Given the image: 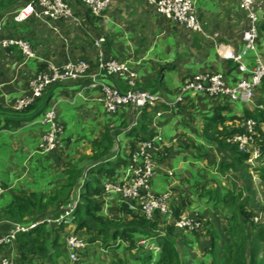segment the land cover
Masks as SVG:
<instances>
[{
	"label": "crops",
	"instance_id": "0c3cea01",
	"mask_svg": "<svg viewBox=\"0 0 264 264\" xmlns=\"http://www.w3.org/2000/svg\"><path fill=\"white\" fill-rule=\"evenodd\" d=\"M71 3L74 14L78 18L77 22L69 21L73 26L65 19L46 23L35 18L37 21H34V26L32 24L29 25L28 22L22 21L25 27L23 30L20 28V32L22 31L26 35L25 37L30 39L32 46L35 47L31 57L23 55L18 46L12 45L13 47L10 48H8L9 46H1V40L5 38L3 37L4 35H2L3 38H0V46L4 48V51L1 48L0 51H3H1V53L7 57H12V55L17 52V57L12 59L8 58L6 63H0L1 105L10 107L15 99L31 95L29 80L43 64L50 62L61 65L67 61L70 55L81 56L86 58L89 62L96 63L97 50L93 45V39L99 36L105 37L107 33H109V37L111 35L114 38L111 39L110 37L107 44L102 45L104 57L124 60L127 61L129 65H136L138 69V71H135L136 83L144 88L148 87L146 82L156 76L151 73L155 71L158 75L160 74L159 78H161V76L164 77V69L173 68L174 66H178L180 69L179 77L181 82L187 75L191 76L204 69L221 71L229 84L233 83L237 78L248 77L250 75L248 71L243 72L237 67L231 68L230 65L223 64L222 61L228 59L221 57L214 45L215 41L226 42L227 34H231L229 26L223 30V33L219 31L221 34L216 30L209 33L203 28V33H199L200 36H198V39L200 41L202 39L203 43L206 45V51H204L200 48V44H198L199 41L192 37L193 31L186 30V28L156 13L151 0H112L109 6L111 7L112 5V7L108 8L104 17H97L96 20H93L94 22H88L85 19V9L79 4L78 0H71ZM234 3L239 7L238 0L234 1ZM196 6L199 8V11L202 12L200 17L201 20L205 17L204 9L209 13L220 14V12L216 11L214 1L212 0H196ZM96 24L100 26L103 25V32L105 35L99 33L100 29L96 27ZM106 26H113L114 29L110 28L111 32H108V27ZM206 27L209 28V24ZM214 28L218 29L215 25ZM95 30H99L98 33ZM114 32H117V35H113ZM165 32L167 35L162 36ZM48 37L50 39L49 42ZM50 43L53 45H50ZM228 44L230 43L228 42ZM36 45H41L43 47L42 54H40L39 51L36 52ZM238 45H240V47L242 45L241 35ZM232 46L237 50L240 49L239 46ZM180 47H182L181 50L184 52L182 53L183 56H186L184 63H181L182 66L174 62L168 63L169 61H173V58H179L178 50ZM56 54L57 57H54ZM252 58L254 60L253 54ZM252 58L246 60L248 65L251 64ZM263 59L262 61H264ZM156 63L160 65L157 70L154 65ZM92 69L94 70V68ZM104 80L120 89L124 88L125 80L123 77L113 76L108 79L105 78ZM80 82L81 79H79V82H74L72 85L56 87L51 94L52 98L55 97L52 101L51 108L53 116L62 124L65 123L66 131H68L66 137L72 138V141L68 143L71 148L70 150L66 148L65 152L72 154L77 149V146H80V142H78L76 137V135H78L76 132L78 127L73 125V123L71 124L73 121H69L67 118V113L70 111L72 116H69L70 120H72L73 116H76L82 126L89 124L88 128H82L84 130L83 134H87L86 138L94 137L91 139V143L97 138L95 133H98L100 130L104 132V130L108 129V132L114 137L112 153L120 152L122 148L119 142L123 140L125 145L122 147L124 148L127 146V149L124 151L125 155L128 151V143L131 138L125 132L129 122L132 120V111L130 107L115 112L112 117H107L106 114H104L106 111L102 102L97 100L100 95L99 90L92 88L79 92ZM181 87L176 86L173 91L165 89L163 94L159 93L168 104H157L152 108H148L147 111L151 114V121L154 120L160 127L159 139L155 142L153 150L156 168L152 183H154V187L158 186V180L155 178L157 172L166 176L168 187L166 191L170 192V204H178L182 198L186 196L185 210L188 211L194 207L192 205L191 196H201L199 194L200 191H196L193 184L202 182L204 178H207L208 168L202 165V163H205V160L208 158L213 159V157L216 161L230 158L228 149H217L214 143L207 142L206 138L202 135L203 116L211 113L214 107L219 105L223 106L226 103L229 104L231 110L222 111L223 114H241L245 110L252 111L256 104L264 103V91L260 96L255 94V102L248 104L247 101L242 99L235 101L226 99V101L223 97H214L211 99L209 96L198 92H180L179 89ZM99 105H101V109ZM80 108H86V114L80 113ZM159 109H163L161 115L155 116L154 113ZM109 121L113 123V127H111L112 125H107ZM37 122L39 124H35L36 122H33V120L26 121L16 129L10 128L0 130V133L4 132L12 136L11 149H13V152L19 149L23 155L22 160L27 165L23 167L21 172L15 169L11 170L10 175L12 174L14 176L12 181L9 179L8 183L4 181L3 183L0 179L5 187V191L7 190L10 193L9 197L4 199L5 201L3 204H6L10 200L12 193H15L20 188L31 189L33 185L31 183L35 182L36 177H48V174H50V167L53 169L56 166H61L60 163L57 164L52 162L53 160H70V158H67V155H59L57 158L53 156L52 158V153L42 152V149L38 148L41 144L42 135L48 129L49 123L44 121L43 118H41V121ZM149 126V129L153 131L152 125L149 124ZM115 130L118 132L114 133ZM86 143L83 144V146H85V151L80 152L86 154V156H88L87 158H91L92 153H94V147H91V143L89 145ZM191 143L199 145L204 149H202L203 153L201 154L207 153L202 156L199 155L197 149L189 146ZM14 145H16L15 148H13ZM219 155L222 157H219ZM35 156L37 157L34 158ZM75 161H77L76 158ZM58 167L55 168L56 171ZM127 173L126 165L118 166L115 168L112 180L117 182L123 181L127 178ZM250 174L254 191L259 193L256 195L258 200L264 199V186L258 178V172L253 169L250 171ZM64 176L67 178L68 173L66 172ZM104 179L105 177L103 180ZM53 181L54 180L48 181V188L41 190L42 193L48 192L52 183L55 182ZM105 181H107V179L103 182ZM215 182L224 183L225 187L231 186L232 184L231 180H227L225 183L219 178V175H215ZM212 184L215 183L208 181L205 186L207 187ZM237 185H239L238 181ZM77 189L78 187H76V190ZM172 193L173 195L175 194V196H172ZM113 194L115 193H104V211H106L105 207H108L111 203V198L113 201H119L118 195ZM171 196L173 200H171ZM2 206L3 205H0V208ZM110 208L113 209V207H109V210ZM203 209V212L195 210V214L208 213L207 215H209L208 208L203 207ZM167 220L172 221V218H167ZM1 222L0 232H6L11 222L7 220H2ZM5 252L9 253V248L8 250L5 249ZM11 252L12 261L14 264H19L17 250L14 244L11 246ZM57 261V264H64L61 257H59Z\"/></svg>",
	"mask_w": 264,
	"mask_h": 264
},
{
	"label": "trees",
	"instance_id": "16d2710c",
	"mask_svg": "<svg viewBox=\"0 0 264 264\" xmlns=\"http://www.w3.org/2000/svg\"><path fill=\"white\" fill-rule=\"evenodd\" d=\"M70 4L72 5L71 2ZM198 13L199 17H201L202 12L199 11ZM85 19L88 22H92L97 17L91 15L85 9ZM34 21H37L35 17H31L25 22L34 26ZM192 34V37L196 39L200 36L196 32ZM3 37L15 38L13 37V33L10 32H7V35ZM24 39L28 40L29 38L24 37ZM10 47L13 46L11 45L8 48ZM231 62L233 63L232 66L230 65L231 68L237 67L235 62L232 60ZM44 66L45 64L40 68ZM56 87H59V85ZM56 87L49 89L23 109H15L12 106L6 107L0 104V130L16 129L24 122L35 117L40 107L49 101L52 91ZM210 98L213 99V97ZM230 110L229 104L226 103L223 106L214 107L211 113L204 115L202 135L206 138L207 142L214 143L217 149H228L230 153L229 159L217 161V169L221 172H232L235 176L241 171L242 176H244V182L237 185L233 180L231 186L227 187L229 189L226 190H214L211 187L212 185L206 187L205 185L209 181L207 178H204L202 182L194 183V189L198 192L200 191L199 194L210 201V206H217L219 202H224L231 209H229V214H227L228 224L222 226L219 230L213 226V219L210 215L205 218L204 215L199 214L197 216L203 221L202 226L199 229L188 232L193 238H196L198 241L201 239L203 242L201 252L208 259L207 262L203 260L201 264H264V225L254 222L252 218L255 210L264 209L262 205L264 199L262 201L253 197V193L256 192L254 191L250 176V171L254 169L258 172V178L264 186V103H258L255 105L254 110H245L241 114H223L222 112ZM11 116H16L18 120H10ZM249 118L256 122L253 143L259 147V157L254 161V165L248 163L250 151L240 148L238 142L232 140L234 135L248 133L244 122ZM150 122L151 114L144 108L139 115L137 123L125 131L131 137L128 143L129 152L126 153L124 158L114 159L112 165L102 170L103 172L99 171V165L102 160L106 159L104 158L105 156L112 153L114 141L112 142L108 129L103 132L105 135L100 141L95 139L97 141L93 143L95 149L91 159L93 162L98 161L99 164L96 167L92 164L89 168V173L94 177L92 179L88 176L82 177V168H70L66 171L68 173L67 180H70V183L74 186V195L76 187H79L78 185L82 181L79 192L80 200H78L73 210L71 226L66 223L58 226L51 224L49 226L47 221L44 220L31 229L16 233L14 246L17 250L19 264L57 263V259L65 252L62 245L58 247V245L64 244L60 233L66 234L65 228L67 226L72 227L73 231L77 234H79L78 232H84V234L90 237V243H96L95 241L99 240L105 246L104 250L113 255L111 260L107 262L101 261V264H181L180 253L175 245L177 238L173 235L176 230L173 221L167 220L160 213H156L152 219L146 218L139 211L123 205L120 201L117 202L113 209L110 208V213L106 214L103 208L105 193L103 181L105 179L112 180L115 168L127 164L128 155L130 156L133 153L139 140L151 137L153 131L149 129ZM189 146L197 149L198 154L201 156L207 153L201 154L204 149L199 145L191 143ZM114 156L115 154L111 158ZM104 177L105 179L103 180ZM243 190H246L247 194L245 196H242ZM44 196L45 194L42 192L20 188L15 193H12L10 200L0 208V221L30 223L45 218V210L50 203L55 201L56 196L49 195L47 199ZM64 198V201H67L70 197L67 194ZM185 199H187L186 196L182 198L180 203L170 204L172 220L178 218L185 211ZM60 203L59 201V203L55 204L56 209H54L52 216H56L61 211ZM220 214L222 213L218 214L215 211L212 213L214 217H219ZM153 230L164 232V236L160 242L161 250L158 258L154 257L152 250L135 253V234H147ZM177 230L182 231L177 232L179 234L178 238L181 239L183 232H186V230ZM248 235L252 237L247 239ZM203 236L205 239L201 238ZM221 237L223 240H221ZM121 245L124 250L134 251L132 258L122 259L119 257L117 249L121 248ZM85 254L86 252L83 255Z\"/></svg>",
	"mask_w": 264,
	"mask_h": 264
},
{
	"label": "built area",
	"instance_id": "2783aa9c",
	"mask_svg": "<svg viewBox=\"0 0 264 264\" xmlns=\"http://www.w3.org/2000/svg\"><path fill=\"white\" fill-rule=\"evenodd\" d=\"M70 2L71 0H30L17 11L16 20L24 21L35 17L46 23L59 19L77 21L78 18L75 16ZM79 2L91 15L104 17L111 0H79ZM151 2L155 11L166 19L190 31L203 33L202 21L195 0H151ZM238 3L245 16V26L241 31L242 45L240 49L237 50L231 44L222 41H215L214 45L221 57L232 60L237 64L240 71H248L250 75L237 78L229 84L221 71L204 69L184 79L182 87L179 89L180 92H198L213 98L223 97L230 101L242 99L249 102L252 99L253 91L264 80V62L260 60L257 54L258 12L263 0H238ZM104 43L103 37L93 39V45L97 50L95 65L84 58L69 59L61 65L46 63L29 80L31 95L15 99L11 106L15 109H23L36 98L41 97L52 85L66 79L77 78L81 79L79 92L92 88L99 90L100 95L97 100L102 102L107 113L130 107L132 120L126 130L137 123L144 108H152L157 104H168L158 92L135 86L136 73L127 61L104 57L102 50ZM1 45L3 47L17 45L26 57H31L33 54L27 40L4 38L1 40ZM250 51L253 52L254 60L252 59L253 62L248 65L245 57ZM113 76L124 78L125 90H121L104 80ZM162 110H157L154 113L155 116H160ZM43 120L47 121L49 125L42 136L40 148L44 151L53 150L60 145L62 126L54 118L52 109L44 113ZM244 124L248 133L234 135L232 140L237 141L240 148L250 151L248 163L254 165V161L259 157V147L253 143L256 122L249 118ZM150 125L153 127L151 137L139 140L133 153L128 155L127 178L120 182L107 180L103 187L105 193L114 192L118 195L120 202H126L127 206L139 211L146 218L152 219L156 213H160L169 219L171 218L170 192L156 193L151 189L156 168L153 150L155 142L159 139L160 127L154 120L150 122ZM4 189L5 187L0 181V195ZM77 202V200L68 202V205L63 206L56 216L51 215L30 223L11 222L6 232H0V248L11 247L14 244L16 233L31 229L44 220L56 226L62 223L71 226L73 210ZM262 205L264 206V201ZM252 218L254 222L264 225V209L257 210ZM172 221L177 228L187 231L199 229L203 222L197 215L192 216L186 211ZM1 223L0 221V225ZM64 241L69 250V264H75L78 261L80 249L85 246V241L73 231L72 227H69L68 232L66 231ZM0 264H14L8 256V252L0 251Z\"/></svg>",
	"mask_w": 264,
	"mask_h": 264
},
{
	"label": "rangeland",
	"instance_id": "374dc122",
	"mask_svg": "<svg viewBox=\"0 0 264 264\" xmlns=\"http://www.w3.org/2000/svg\"><path fill=\"white\" fill-rule=\"evenodd\" d=\"M29 1L30 0H0V38H3L2 35L6 36L7 32H10V33H13V37H15V38L27 40V39H24V37L26 35L22 31L20 32V30H21L20 28H22V30H23V28L25 27L23 24L24 22L16 20V13L20 8L25 6ZM212 1H214V4H215L214 7H215L216 11L220 12V14L209 13L208 11H206L204 9L203 11H204L205 17L203 16L204 18L201 20L203 28H205L206 31L209 33L213 30H216L219 34H221L219 31H221L223 33V30L229 26L231 34L230 35L227 34V36H226L227 40L224 43L228 44V42H229L230 44L234 45L235 47H238V46L240 47V45H238V44L240 43V35L242 33L241 30L245 26L244 12L241 9H239L238 5L237 6L235 5L234 1H236V0H212ZM195 2H196V0H195ZM207 6H209V5H207ZM111 7H112V5H111ZM111 7H109V8H111ZM197 10L199 11V8ZM238 10H240V11H238ZM65 20L71 26H73V25L69 21L77 22V21H74L71 19H65ZM24 21H26V20H24ZM208 24H209V28L206 27V26H208ZM213 24L216 27H218V29H215ZM96 25H97L96 27L100 29V31L98 30L99 33L104 34L103 25H101V26L99 24H96ZM106 27H108V32H111V29H114L113 26H112L113 28L111 26H106ZM258 29H259V34H258V40H257V47H258L257 54H258L260 60H262L264 58V0H263V4L261 5L260 10L258 12ZM186 30H188V29H186ZM95 31L98 33L97 30H95ZM113 35H117V32H114ZM166 35H167L166 32L162 34V36H166ZM99 37H103V36H99ZM110 37H111V39L114 38L111 35H110ZM110 37H109V33H107L105 35V37H103L105 39L104 44H107ZM27 41L29 42L30 47H31V51L33 53V50L35 49V47L32 46V42L30 41V39ZM49 41H50V39L48 37V42ZM197 41H199L198 44H200V48L203 49L204 51H206L205 50L206 45L203 43L202 39H201V41L199 39H197ZM178 43H179V40H178ZM50 45H53V44L50 43ZM1 46H0V49L2 48ZM36 47H37L36 52L39 51V53L42 54L43 53V49H42L43 47L41 45H39V46L36 45ZM181 48L182 47H180L178 50L179 58H175V59L173 58V61H169L168 63L174 62L177 65H179V64L181 65V63H184V60H186V56H183L182 53H184V52L181 50ZM3 49L4 48H2V50ZM1 51H0V63H6L8 61V58L12 59V58L17 57V52L14 53V55H12V57H9V56L7 57L3 53H1ZM252 54H253V52L250 51L247 54V56L245 57V59L247 60L248 58H252ZM161 56H162V54H161ZM54 57H57V54L54 55ZM75 58H84V57L77 56V55H70V56H68L67 60L75 59ZM84 59H86V58H84ZM222 62L225 65H231V66L233 65L231 60H229V61L223 60ZM91 63H93V62H91ZM93 64L95 65L96 63H93ZM154 65H155L156 70H157L158 66H160L157 63ZM130 66H131V68H133L132 70L134 72L138 71L136 65L131 64ZM164 71H165L164 77L161 76V78H159L160 74L158 75L157 73H155V71L153 73H151V74L156 75V76L153 77V79L151 78L150 80H148L146 82L147 86H148L147 89L152 90V91H156L160 94H163L165 92V89H169V90L173 91V89L176 86L181 87L183 80L189 77L187 75L185 78L182 79V82H181V79L179 77L180 69L178 66H174L173 68H166V69H164ZM200 71H202V70H200ZM74 82L75 83L79 82V78H77V79H66V80L60 81L59 83L52 85L50 88H48V90L53 88V87H56L57 85H59V87H65L68 85H72ZM135 86L142 88L136 82H135ZM125 89H126V85L124 84V88L121 90H125ZM85 90H87V89H85ZM263 91H264V86H263V81H262L261 84L255 89V91H253L252 99L248 102V104L254 103L255 99H256L255 94H257V96H260L263 93ZM53 99H55V97H53V98L50 97L49 101L46 104H44L42 107H40L38 114L35 117L31 118L29 121L33 120V122H36L35 124H39L37 121H41V118L44 117V113L47 110L52 108ZM99 108L101 109V105H99ZM122 109H119L118 111H121ZM79 111L82 114L83 113L86 114V108H80ZM118 111H116V112H118ZM114 113L115 112L109 114L106 112L104 114H106L107 117H109V116L112 117V115ZM67 114H68L67 115L68 120L73 121V122H71V124L73 123V125L78 127V130L76 131L78 133V135H76V137H77L78 142H80L79 143L80 146L78 145L77 149L72 154L65 152L66 148H68L70 150L71 146L68 143H70L72 141V138L66 137V135L68 134V131H66V128H65L66 125H65V123L62 124L60 122L61 126H62L61 131H60V135H61L60 136V145H58L53 150H49V151L42 150V152L52 153V155H51L52 158H53V156L57 158V157H59V155L60 156L67 155V158H70V160H68V161L61 160V159L60 160L55 159V161L53 160L52 162L57 163V164L60 163V165H61L60 167L56 166V167H58L57 171L55 170L56 167L55 168L52 167L53 169H51V167H50L49 168L50 174H48L49 175L48 177H36L35 182L31 183V184H33L31 186L32 187L31 189L38 191V192H42L41 190H45L48 188V181H52V180L55 181V182L53 181L54 183H52L51 188L48 190V192L44 193L45 194L44 198H46V199L49 195L50 196H52V195L56 196L55 201H53V203H50L49 206L47 207V209L45 210L46 217H50L51 215H53V213H54L53 211H54V209H56L55 204L59 203V201L61 202L60 207L62 208L68 202H74L76 200L77 201L80 200L79 192H80V188L82 185V181L80 182V186L78 187V189L75 190V195H74V186L72 185V183H70V180H66L67 178L64 176L66 171L70 168L71 169L82 168V171H83L82 177L88 176L89 178L92 179L94 176L91 173H89V168L91 167L92 164L95 167L98 166V164H99L98 161L93 162L91 158H87L88 156H86V154L81 153V152L85 151L84 150L85 146H83V144L88 142L86 144L89 145L91 143V139L94 138V137L86 138L87 134H83L84 133L83 128L84 129L88 128L89 124L82 126L80 124L81 122L78 121L76 116H73L72 120L69 119V116H71L70 111ZM9 119L12 121L18 120V118H16V116H11ZM112 124L113 123L111 121H109L107 123V125H110V126ZM111 127H113V125ZM118 130H120V129H118ZM102 131L100 130L98 133H95V135L98 138V139L97 138L96 139L99 141L105 135ZM117 132L118 131L115 130V133H117ZM79 135H80V137H79ZM110 135L112 137V142H113L114 137L112 134H110ZM122 135H123V133H122ZM11 138H12V136L9 134L7 135L4 132L0 133V179L2 180V182L4 181L5 183H8L9 179H10V181L13 180L14 176L12 174L10 175V172L12 169H15L16 171L21 172L23 167L27 166L25 164V162L22 160L23 159L22 152L19 149L16 150V152H13V149H11ZM97 140L94 139L92 141L91 147H94L93 143H94V141H97ZM119 141H120V139H119ZM119 145L122 148L120 150V152L110 153L109 155L105 156L104 158H106V159L102 160L101 164L99 165V171H102V170H105L106 168H109L112 165V162L114 159L124 158V156L126 155V154L124 155V151L127 149V146H125L124 148L122 147L125 145L123 140L119 142ZM15 147H16V145L13 146V148H15ZM38 148H40V145L38 146ZM129 149L130 148H128L127 153L129 152ZM113 154H115V156L111 158V156ZM36 157L37 156H35L34 158H36ZM219 157H222V156L219 155ZM61 158H63V157H61ZM75 158L77 159V161H75ZM208 159H206L205 160L206 162L202 163V165H205L208 168L206 176H207V179L211 183H215V184H212V186H211V187H213L214 190L229 189V188L224 186V183L221 184V182L220 183L215 182V175H217V176L219 175V178H221L225 183L227 182V180H231V182H232L233 179H234V181L236 180V182H235L236 184H237V181L239 184L244 182L243 181L244 176H242L241 171L239 172V174L237 173L236 176L233 175L232 172H230V173L227 172L228 174L226 172H221L217 169L218 164H217V161L215 160V158L209 159V160ZM95 167H92V168H95ZM203 170H205V169H203ZM6 171H8V172H6ZM156 175L157 176H155V178L158 180V183H157L158 186L154 187V183H151L152 184L151 189H153L156 192L163 193L168 188L167 183H166V176H164L160 172H157ZM9 194L10 193L7 190L5 191V189H4L3 193L0 195V205H4L3 204V202L5 201L4 199H6V197H9ZM67 194L70 198L67 199V201H64L65 200L64 196ZM246 194H247L246 190H243L242 196H245ZM257 194H259V193H256V194L253 193V197L255 199H258L256 196ZM113 195H115V194H113ZM172 196H175V194L173 195V193H172ZM172 196H171V200H173ZM191 198H192V203H193L192 205L194 207L192 209L189 208L190 210H188V211L185 210L186 213H188L192 216H195L196 215L195 210H198L199 212H203L204 211L203 207H207L208 208L207 210H209V215L213 219V226L216 229L219 230V228H222V226H225L228 224L227 214H229V211H230L229 209H231V208L229 206H227L226 203L219 202L217 206H210L209 205L210 201H208V199L206 197L194 195L193 197L191 196ZM119 201H120V199H119ZM262 201H263V199H262ZM116 202H118V200L113 201L111 198V203L110 204L108 203L109 206L105 207L106 214L110 213L109 207H114L117 204ZM214 211L217 212L218 214L219 213H222V214H220L219 217H216V216L214 217V215H212V213ZM256 211L257 210H255V212ZM207 214L208 213L201 214V215H204V217L207 218L208 217ZM236 214H238V212H236ZM51 224L52 223H50V224L48 223L49 226ZM177 229H179V228L176 227V230L174 231L173 235L175 238H177L175 241V245H176V248L178 249V251L180 253L181 264H201V262L203 260L205 262H207L208 258H206L205 257L206 255L201 252V249H202L201 246H203L202 240L200 239L198 241L196 238H193V236L187 230H186V232H183V237L181 236V239H179L178 238L179 234H177V232H182V231L177 230ZM65 230L68 232L69 226H67L65 228ZM181 230H183V229H181ZM78 233H79L78 236L84 239L85 246L83 249H80V251H79V258H78V261L76 262L77 264H101L100 263L101 261L107 262L108 260H111V257L113 258V255H111L108 251H104L105 246L99 240H96L95 241L96 243H90L89 242V238H90L89 236L84 234V232H78ZM163 234H164V232L159 231V230H153V231L148 232L147 234H142V235H140V233L135 234V245H136L135 249L136 250L135 249H133V250H135V253H137V252L141 253V252H145L147 250L148 251L152 250L154 253V257L158 258V254L161 250L160 249L161 248L160 242L162 241V237L164 236ZM60 235H61L60 237L62 238L61 240L64 244H60V245H58V247H60L62 245L65 249V252L62 253L63 255L61 256V258H62V261L64 264H69V260H68L69 259V250L67 249L65 242H64V239H63L65 234L60 233ZM251 237H252L251 235H248L247 239H249ZM201 238L205 239L204 236ZM188 240H189V242H188ZM221 240H223L222 237H221ZM184 242H186V244H184ZM120 247L121 248L117 249L118 250L117 252H119L118 255L120 258H122V259L132 258V253L134 251L130 252V251L124 250L122 245ZM8 248H9V253H10V254L8 253V256L11 258L12 252H11L10 246L7 248H3L0 251L5 252V249L8 250ZM85 252H86V254L83 255ZM55 264H57V263H55Z\"/></svg>",
	"mask_w": 264,
	"mask_h": 264
},
{
	"label": "water",
	"instance_id": "95a60500",
	"mask_svg": "<svg viewBox=\"0 0 264 264\" xmlns=\"http://www.w3.org/2000/svg\"><path fill=\"white\" fill-rule=\"evenodd\" d=\"M123 205H127L125 202H123Z\"/></svg>",
	"mask_w": 264,
	"mask_h": 264
}]
</instances>
